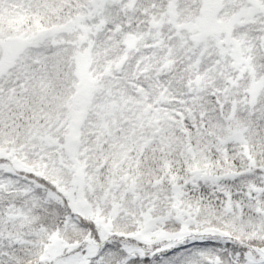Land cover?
I'll use <instances>...</instances> for the list:
<instances>
[{"label": "snow or ice", "instance_id": "obj_1", "mask_svg": "<svg viewBox=\"0 0 264 264\" xmlns=\"http://www.w3.org/2000/svg\"><path fill=\"white\" fill-rule=\"evenodd\" d=\"M0 264H264V0H0Z\"/></svg>", "mask_w": 264, "mask_h": 264}]
</instances>
